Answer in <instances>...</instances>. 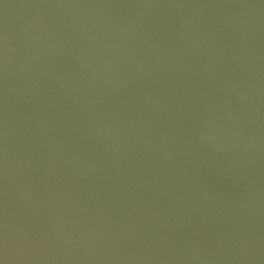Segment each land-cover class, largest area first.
Returning <instances> with one entry per match:
<instances>
[{"label":"water","instance_id":"1","mask_svg":"<svg viewBox=\"0 0 264 264\" xmlns=\"http://www.w3.org/2000/svg\"><path fill=\"white\" fill-rule=\"evenodd\" d=\"M0 264H264L259 0H0Z\"/></svg>","mask_w":264,"mask_h":264}]
</instances>
